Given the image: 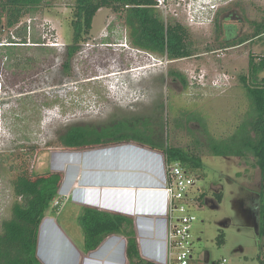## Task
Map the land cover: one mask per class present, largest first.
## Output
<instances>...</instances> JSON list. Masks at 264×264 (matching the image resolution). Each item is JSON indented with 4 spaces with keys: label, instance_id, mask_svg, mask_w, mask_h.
<instances>
[{
    "label": "rangeland",
    "instance_id": "1",
    "mask_svg": "<svg viewBox=\"0 0 264 264\" xmlns=\"http://www.w3.org/2000/svg\"><path fill=\"white\" fill-rule=\"evenodd\" d=\"M156 3L166 23L186 27L193 55L172 60L137 47L126 12L103 7L66 70L76 0H44L18 24L1 29L0 234L21 201L14 186L18 174L57 172L55 156L70 150L60 144L62 133L75 124L127 120L154 141L190 149L204 162L192 173L190 193L195 260L211 252L217 263L226 257V264H258L264 256V174L252 153L213 155L208 138H226L247 119L242 77L249 76L250 58L264 55V34L256 36L264 0H223L203 13L194 0ZM227 25H236L238 39L226 41ZM77 212L70 203L58 220L79 244L84 233Z\"/></svg>",
    "mask_w": 264,
    "mask_h": 264
},
{
    "label": "trees",
    "instance_id": "2",
    "mask_svg": "<svg viewBox=\"0 0 264 264\" xmlns=\"http://www.w3.org/2000/svg\"><path fill=\"white\" fill-rule=\"evenodd\" d=\"M43 1L0 0V31L4 26L12 27L18 24L25 11L39 7ZM103 7L126 12V24L137 47L166 54L172 60L193 55L186 27L180 23H166L158 12L156 0H76L71 22L73 41L67 46V59L64 63L66 70L70 69L71 61L92 29L95 15ZM262 34L264 23L256 36ZM249 69V76L242 77L250 100L247 119L226 138L216 139L209 135L208 147L213 155L218 156H243L252 153L264 174V79L258 82L259 74L264 71V55L259 61L251 57ZM251 81H254V84ZM59 141L61 146L67 149H86L134 141L161 150L168 167L179 163L186 172L193 175V172L204 166L201 157L192 150L179 146H164L154 141L146 130H139L135 123L127 120L98 125L75 124L59 136ZM62 180L61 172L49 171L34 176L24 170L18 174L14 186L21 201L13 204L12 217L2 223L0 264H42L36 253L39 226L46 213L53 209L52 205L59 196ZM220 200L219 193L218 201ZM218 201L216 202L219 203ZM79 221L85 235L86 251L97 248L112 233H123L128 238L127 253L132 263L155 264L140 255L132 219L85 207ZM224 241V234L221 233L218 242L222 245ZM258 264H264V256L259 257Z\"/></svg>",
    "mask_w": 264,
    "mask_h": 264
},
{
    "label": "crops",
    "instance_id": "3",
    "mask_svg": "<svg viewBox=\"0 0 264 264\" xmlns=\"http://www.w3.org/2000/svg\"><path fill=\"white\" fill-rule=\"evenodd\" d=\"M54 161L57 172L63 173V180L56 199L59 205L53 203V209L39 226L36 253L42 264H134L127 253L128 238L123 233L108 235L90 251L85 250L84 234L83 242L76 243L74 235L58 220L70 203L78 209L81 230L79 217L85 207L132 219L142 258L155 264L168 263V203L162 190L166 159L162 151L127 141L59 152ZM211 204L219 207L216 200ZM222 246L226 248V241ZM235 250L245 253L243 245H237ZM228 261L225 257L217 263L212 253L207 252L197 260L193 255L190 264Z\"/></svg>",
    "mask_w": 264,
    "mask_h": 264
},
{
    "label": "built area",
    "instance_id": "4",
    "mask_svg": "<svg viewBox=\"0 0 264 264\" xmlns=\"http://www.w3.org/2000/svg\"><path fill=\"white\" fill-rule=\"evenodd\" d=\"M196 185V178L186 172L179 163L166 165V181L162 190L168 203L167 264H190L194 255L193 222L197 219L191 213V190ZM226 261V259H225Z\"/></svg>",
    "mask_w": 264,
    "mask_h": 264
},
{
    "label": "flooded vegetation",
    "instance_id": "5",
    "mask_svg": "<svg viewBox=\"0 0 264 264\" xmlns=\"http://www.w3.org/2000/svg\"><path fill=\"white\" fill-rule=\"evenodd\" d=\"M219 6H221V5H219ZM227 6H229V5H227ZM224 8H225V6H224ZM219 9H220V7L217 9V12H219ZM236 15H237L236 11H233L231 16L232 17H239V16H236ZM239 37H240V32L237 30L236 25H227L226 26V41L227 42H231L232 40H236Z\"/></svg>",
    "mask_w": 264,
    "mask_h": 264
},
{
    "label": "clouds",
    "instance_id": "6",
    "mask_svg": "<svg viewBox=\"0 0 264 264\" xmlns=\"http://www.w3.org/2000/svg\"><path fill=\"white\" fill-rule=\"evenodd\" d=\"M196 1L197 7H195L196 9H198V6L200 7V9H198V11L200 13L203 12H211L215 9L217 4H220L223 0H194Z\"/></svg>",
    "mask_w": 264,
    "mask_h": 264
}]
</instances>
